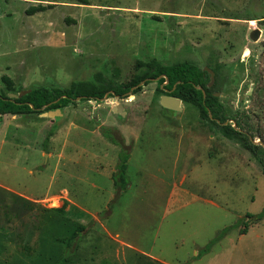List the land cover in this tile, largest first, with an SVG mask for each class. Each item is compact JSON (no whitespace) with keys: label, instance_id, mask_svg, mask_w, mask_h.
Segmentation results:
<instances>
[{"label":"rangeland","instance_id":"374dc122","mask_svg":"<svg viewBox=\"0 0 264 264\" xmlns=\"http://www.w3.org/2000/svg\"><path fill=\"white\" fill-rule=\"evenodd\" d=\"M138 61L199 68L226 115L244 112L264 142V0H0V94L78 81L104 93L65 117L1 115L0 264H53L90 221L66 264H264L263 166L197 104L163 106L166 82L144 84ZM136 75L139 90L98 104ZM102 132L131 145L117 194L119 147Z\"/></svg>","mask_w":264,"mask_h":264},{"label":"trees","instance_id":"16d2710c","mask_svg":"<svg viewBox=\"0 0 264 264\" xmlns=\"http://www.w3.org/2000/svg\"><path fill=\"white\" fill-rule=\"evenodd\" d=\"M42 6H31L26 12L32 14L41 9ZM145 65L151 72L145 76H134L127 83H116L112 87L111 96L120 98L128 96L140 89L141 82H150L156 80L158 84H163L170 98L178 99L182 97L184 100L193 102L198 105L201 112L209 119L219 125V130L223 136L227 138L239 137L243 141V147L246 148L253 158L263 166L264 173V142L259 140V129L244 112L237 113L234 117H229L225 113L224 105L213 94L205 89L206 78L201 70L188 63H179L175 65L164 66L154 61L142 63L138 61L136 66ZM2 81L8 88L12 87V81L7 75L1 77ZM104 96L93 84L86 81L72 82L68 87L64 88H45L39 87L31 89L25 95L18 98H10L0 94V117L3 114H27L38 113L42 110H52L55 108L63 109L71 104H75L76 100L81 101H97ZM181 100V99H178ZM56 125H52L47 131L42 142L43 151L47 152L48 141L52 137ZM102 135L112 144L119 147L117 153V161L111 173V179L114 184V190L117 193L125 189L128 184L126 174L122 167L127 163L130 156L131 145L124 144L121 137L109 135L102 132ZM257 141V142H256ZM116 196V195H115ZM261 214L252 216L246 214L245 217L253 222L260 219ZM76 223L69 230L68 236L64 240V246L53 264H66L75 256L79 243L89 231L91 224ZM236 224L221 229L217 235L212 238L201 250V254L210 251L211 247L217 243L228 231L233 229ZM247 230H240V234H245ZM102 264H111L104 260Z\"/></svg>","mask_w":264,"mask_h":264},{"label":"water","instance_id":"95a60500","mask_svg":"<svg viewBox=\"0 0 264 264\" xmlns=\"http://www.w3.org/2000/svg\"><path fill=\"white\" fill-rule=\"evenodd\" d=\"M258 36H259V30L258 29H255L254 31L251 32V37L254 40H256L258 38ZM29 91H30V89L21 90L18 94H9L10 95L9 97L10 98H18V97H21V96L25 95ZM214 95L215 96H219V93H214ZM116 97L117 96L110 97L108 99V101H106V100L100 101L98 104L100 106H107V105H109V102H113V103L116 102ZM170 109H172V108H170ZM113 110L115 112H120V105L117 104L116 106H114ZM68 111H69V107H65L63 109L55 108V109H52V110L43 111V112L40 113V115L48 116V117H65L67 115Z\"/></svg>","mask_w":264,"mask_h":264},{"label":"bare ground","instance_id":"6f19581e","mask_svg":"<svg viewBox=\"0 0 264 264\" xmlns=\"http://www.w3.org/2000/svg\"><path fill=\"white\" fill-rule=\"evenodd\" d=\"M174 102L175 101L172 98H166V97L161 98V103L163 106L177 110V107Z\"/></svg>","mask_w":264,"mask_h":264},{"label":"crops","instance_id":"0c3cea01","mask_svg":"<svg viewBox=\"0 0 264 264\" xmlns=\"http://www.w3.org/2000/svg\"><path fill=\"white\" fill-rule=\"evenodd\" d=\"M231 230H232V229H231ZM231 230H230V231H231ZM230 231H228L227 233H229ZM227 233H226L224 236H226V235H227ZM224 236H223L222 238H224Z\"/></svg>","mask_w":264,"mask_h":264}]
</instances>
